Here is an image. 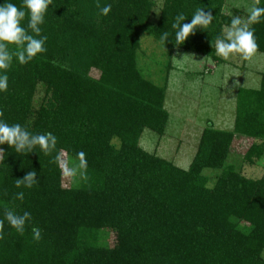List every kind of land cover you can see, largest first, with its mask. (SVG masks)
Masks as SVG:
<instances>
[{
  "label": "trees",
  "instance_id": "1",
  "mask_svg": "<svg viewBox=\"0 0 264 264\" xmlns=\"http://www.w3.org/2000/svg\"><path fill=\"white\" fill-rule=\"evenodd\" d=\"M97 3H111L110 13L100 15ZM225 4L52 0L40 26L47 50L23 65L13 57L8 89L0 92V118L57 137L48 154L38 148L17 154L6 143L0 146V220L5 209L32 217L23 234L7 222L0 228V264H264V176L249 177L227 163L240 136L254 140L244 164L256 165L264 156V69L258 88L237 90L233 129L208 122L187 168L140 143L146 129L165 133L173 68L169 59L163 84L145 74L139 62L142 33L159 40L162 32H172L178 12L187 23L203 7L215 16L212 24L183 44L169 38L165 45L170 52L181 48L225 63L211 41L232 16L246 18V8L228 12ZM155 9L159 15L152 20ZM21 23L27 26V16ZM252 27L257 52L264 53V22ZM81 151L83 169L77 167ZM65 159L76 169L69 184L63 180ZM206 169L220 171L213 185ZM32 170L38 183L17 188L16 179ZM19 191L22 201L14 195ZM34 226L41 230L39 241Z\"/></svg>",
  "mask_w": 264,
  "mask_h": 264
},
{
  "label": "rangeland",
  "instance_id": "2",
  "mask_svg": "<svg viewBox=\"0 0 264 264\" xmlns=\"http://www.w3.org/2000/svg\"><path fill=\"white\" fill-rule=\"evenodd\" d=\"M252 0H226L225 10L248 8ZM159 10L155 9L152 20ZM142 47L139 62L145 74L155 83L163 84L169 59L173 68L169 73L166 108L170 116L165 133L161 136L146 129L140 139L141 145L149 152L173 161L187 168L194 157L203 129L212 122L215 128L232 130L235 121L236 95L240 87L258 88L260 72L264 69V53L256 52L250 60L233 56L225 63H219L195 51L162 45L147 32L141 35ZM254 140L236 137L227 163L241 168L249 177L264 176V156L258 164L243 162V155ZM68 163L63 161V168ZM71 169V167H68ZM219 170L206 169L209 185L215 183ZM65 184L72 182V173L63 171Z\"/></svg>",
  "mask_w": 264,
  "mask_h": 264
},
{
  "label": "clouds",
  "instance_id": "3",
  "mask_svg": "<svg viewBox=\"0 0 264 264\" xmlns=\"http://www.w3.org/2000/svg\"><path fill=\"white\" fill-rule=\"evenodd\" d=\"M52 0H21L18 7L12 0H3L0 3V92H5L9 86L7 70L13 62V57L23 65L30 62L37 54L45 52V43L48 39L46 35H41V25L45 22V14ZM99 14L106 16L112 9L111 3L101 6L97 3ZM27 16V26L22 25V21ZM190 22L184 21L188 18L183 12H178L171 24L172 32L164 31L159 37L160 43L165 45L166 40L171 38L176 45L183 44L186 39L198 28L206 30L212 24L215 16L211 11H205L203 7H198L191 14ZM264 22V6H259L256 0L246 9V18L239 15L231 17L230 25L224 28L215 37L214 43L211 41L212 48L215 49L216 56L227 61L233 56H239L242 60H250L258 50L257 38L255 36L254 24ZM30 30V31H29ZM15 44L16 49L9 50V45ZM3 113L0 112V117ZM7 144L14 149L17 154H28L36 152L38 148L41 152L48 154L56 146L57 137L52 132H31L20 123H8L0 118V146ZM0 152L4 149L0 147ZM77 157L80 169L87 167V160L84 152H78ZM59 159V156L57 157ZM76 169H69L64 166L63 171L66 175L71 174ZM35 170L28 171L23 178L16 179V187L31 189L38 183ZM15 198L24 199V192H16ZM32 220L31 213L23 211L18 214L14 209H5L3 219L0 220V228L7 225L14 228L18 233L23 234L26 222ZM33 239L39 241L41 230L37 227L32 228Z\"/></svg>",
  "mask_w": 264,
  "mask_h": 264
}]
</instances>
